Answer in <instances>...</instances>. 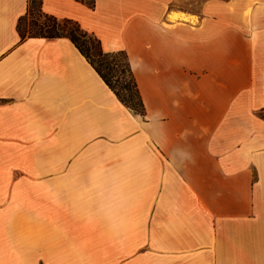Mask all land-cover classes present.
<instances>
[{
	"label": "crops",
	"instance_id": "1",
	"mask_svg": "<svg viewBox=\"0 0 264 264\" xmlns=\"http://www.w3.org/2000/svg\"><path fill=\"white\" fill-rule=\"evenodd\" d=\"M179 1L41 3L126 51L141 116L0 0V264H264V0Z\"/></svg>",
	"mask_w": 264,
	"mask_h": 264
},
{
	"label": "trees",
	"instance_id": "2",
	"mask_svg": "<svg viewBox=\"0 0 264 264\" xmlns=\"http://www.w3.org/2000/svg\"><path fill=\"white\" fill-rule=\"evenodd\" d=\"M77 1L85 3L89 8H93L95 4V0ZM41 3L42 0H28L26 12L16 22L19 40L23 41L29 37L68 38L104 83L114 92L119 101L131 112L143 116L144 106L126 51L104 52L100 40L93 32L82 28L73 19L58 18L45 13L41 8ZM94 43L97 44V47L94 46ZM118 57L122 58L124 63H119ZM126 76L130 80L131 86L124 80Z\"/></svg>",
	"mask_w": 264,
	"mask_h": 264
},
{
	"label": "rangeland",
	"instance_id": "3",
	"mask_svg": "<svg viewBox=\"0 0 264 264\" xmlns=\"http://www.w3.org/2000/svg\"><path fill=\"white\" fill-rule=\"evenodd\" d=\"M205 1H207V0H180L177 3L181 4L183 6L190 5V4L197 5L196 9L199 10V8L202 6V4L205 3ZM224 1L225 0H217V3L222 4ZM94 6H95V4H94ZM217 6H219V7H217L218 11L214 14L215 19H211L213 21H211V23H209V25H207V30H205L206 32L209 31L208 29H211L212 27H215V29H219L220 27H223L224 25L228 24V21L232 20V16L234 18V17H237L239 15L238 13H233V15L228 14V13L224 12L222 10V8H220V6L222 7V5H217ZM90 9H94V7L90 8ZM94 46L97 47V44L94 43ZM113 49H115L116 51L124 50L122 47H114ZM117 59H118L119 63H121V64L124 63L122 58L118 57ZM124 80L129 86H131V82L127 76L125 77ZM131 90H132V93L134 94V90L132 87H131Z\"/></svg>",
	"mask_w": 264,
	"mask_h": 264
},
{
	"label": "built area",
	"instance_id": "4",
	"mask_svg": "<svg viewBox=\"0 0 264 264\" xmlns=\"http://www.w3.org/2000/svg\"><path fill=\"white\" fill-rule=\"evenodd\" d=\"M262 112H263V116H264V108L262 109Z\"/></svg>",
	"mask_w": 264,
	"mask_h": 264
}]
</instances>
